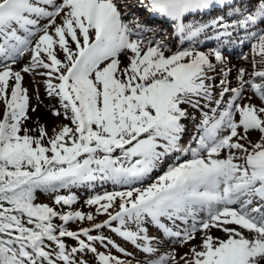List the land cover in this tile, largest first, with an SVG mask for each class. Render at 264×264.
<instances>
[{
	"label": "snow or ice",
	"instance_id": "snow-or-ice-1",
	"mask_svg": "<svg viewBox=\"0 0 264 264\" xmlns=\"http://www.w3.org/2000/svg\"><path fill=\"white\" fill-rule=\"evenodd\" d=\"M248 2L0 0V264H264V0ZM140 14L194 46L172 51L155 38L165 29ZM201 36L216 46L199 50ZM245 43V64L231 65L223 49ZM25 74L69 122L51 136L27 126L43 101L36 89L32 105ZM97 183L125 190L90 195L94 213L35 202L38 191ZM85 220L91 227H67Z\"/></svg>",
	"mask_w": 264,
	"mask_h": 264
},
{
	"label": "rangeland",
	"instance_id": "rangeland-1",
	"mask_svg": "<svg viewBox=\"0 0 264 264\" xmlns=\"http://www.w3.org/2000/svg\"><path fill=\"white\" fill-rule=\"evenodd\" d=\"M143 18L145 19V17H143L142 15H140V19L142 20ZM168 26L165 25V24L162 25L161 27H163L165 29V32L156 35L155 38L156 39H162V38H165V36H166V42L168 44V47L172 51H175V50H177V47L173 43L172 34L169 31ZM150 37H153V33L152 32L144 33V38L146 40L148 38H150ZM199 46H201V44H199ZM208 49L209 48L205 47L204 50H202V51H207ZM165 54L166 55H170L171 54V51H168ZM243 54H249V48ZM240 56H241V54L238 55V56H236V57H234V59H230L229 58L230 59V62H231V65L240 66L242 64H245V62L240 59ZM27 60H28V57L26 55L25 57H23L21 59L20 64H18V65L15 66L16 67V70H18L19 67L23 63H25ZM36 79H37V81H40L42 78L37 77ZM23 86L26 87V88H28L29 95L33 97V99H32V105L33 106H36V101H35L36 89H39L40 99L43 101V104H40L37 107V111L36 112H34V113L31 112V111L29 112V115L32 117V120L28 122V125H27L28 127H35V123L34 122L38 121L40 124H43L46 127V130L48 132V135L51 136L53 134V129H57L58 130V128L61 126L62 123H69L67 120H64L63 115H61L60 117H55V116L52 115V113L50 111V108L52 106H55L56 108L59 109V104L57 103V100L56 99H54V98L53 99H50V98H48L46 96V94L44 92V89H43V86H42L41 83H32V77L30 75H28V74H25L24 75ZM245 95L247 96L248 93H246ZM251 102L253 104H257V105L260 103L259 100L256 99L255 97L252 98ZM2 108H3V106L0 105V111H2ZM194 114L197 116V121L196 122L198 123L199 122V113H194ZM236 118L238 119V115H237ZM185 123L188 125V131H189V134L191 136V134L195 131L194 125H193L192 122H189V121H185ZM31 134L32 135H36V133H31ZM258 136H259V133L258 132H251L249 134L250 140L252 142H258ZM171 162L172 161H167L165 163V166H167V164L168 163H171ZM155 171L151 174V179L152 180H154L157 175L162 174V171H159V173H156V174H155ZM148 182H150V181L146 180L145 181V184L148 183ZM109 184L110 183H104L103 185H101V184L97 183L96 185H98V187L99 188H102L103 190L97 189L92 194L90 193V190L92 188H86L84 186L73 187V191L76 192V194L78 193V198H77V201L71 207L73 208V210H80V211H83L85 213L93 212V211L95 212V206H87L84 203V201L90 195L102 194L104 191H120V190H125L124 186H115L113 184H110L109 188H107ZM137 186H140V185L138 184ZM55 195H57V194L50 193L47 196V198H48L47 200L53 201V198H54ZM56 206H57V208H60V209H65V207L70 208L69 206H63V207L60 206V205H56ZM99 218H100V216H99ZM102 218L103 219H106L107 217L106 216H102ZM87 222L88 221L85 220V221H83L81 223H77L75 226L81 225V224L87 223ZM113 223L115 224V222H113ZM102 233H107V234L112 235L109 231H106V230H102ZM212 234H213V236H220L221 235V233L219 231H217V230H213ZM149 235L150 236H152V235H159V233L157 232V230L155 228H150L149 229ZM198 236H199V234H198ZM116 242H118V244H121L124 247H126V249L129 252H136V250L132 246L125 244L120 238L116 239ZM198 242H199L198 239H197V241H193V243H198ZM188 247H189V245H185L184 247H180L179 244H177L176 245V250L178 252H187L188 251ZM168 248H169V244L166 242V243L163 244V246L161 247L160 251L161 252H164ZM140 256H141L140 253H136V257L137 258H140Z\"/></svg>",
	"mask_w": 264,
	"mask_h": 264
}]
</instances>
